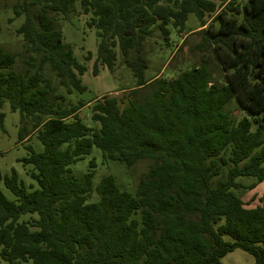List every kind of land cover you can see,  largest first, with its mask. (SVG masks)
<instances>
[{"label":"trees","instance_id":"16d2710c","mask_svg":"<svg viewBox=\"0 0 264 264\" xmlns=\"http://www.w3.org/2000/svg\"><path fill=\"white\" fill-rule=\"evenodd\" d=\"M0 3L24 40L20 52L0 44V110L20 112L44 147L21 160L32 190L0 175L12 195L0 187V264H219L236 249L264 264V194L247 208L236 193L264 182V0H81L93 73L120 57L135 78L120 99L88 101L87 68L64 42L76 0ZM191 14L199 26L185 32ZM196 30L199 62L146 77L148 44L161 54L173 31ZM95 147L105 162H148L134 192L113 175L95 184V158L74 175Z\"/></svg>","mask_w":264,"mask_h":264},{"label":"rangeland","instance_id":"374dc122","mask_svg":"<svg viewBox=\"0 0 264 264\" xmlns=\"http://www.w3.org/2000/svg\"><path fill=\"white\" fill-rule=\"evenodd\" d=\"M80 3L81 0H76L77 11L71 20L64 23L63 26L64 42L74 48L76 57L87 68L86 73L81 79L83 84L88 86L89 89L78 97L84 101L102 96L120 99L123 93L118 91V89L133 86L135 78L131 71L124 66L120 57L115 63L113 71H110L106 66H99L98 73L96 75L93 73L94 63L97 58L98 40L96 31L87 25L90 16L83 14ZM9 9L6 10L4 5L0 3V44L11 52H20L24 45V40L17 34V29L22 24L23 18H17L14 22L9 23L8 20L13 16ZM198 26L199 22L197 18L191 14L186 23L185 32L193 31ZM171 39L175 41V47L173 49L167 48L161 54L158 53L156 45H151V43L147 45V50H149L147 58L150 62V68L146 71L147 78L159 73H161L160 75H169L172 69L177 72L179 65L187 68L200 61L201 54L195 49L196 44L200 43L202 39L198 30L187 36L183 33L181 38L173 31ZM182 48L183 52L181 51ZM89 53L91 54V59L86 60L85 57H88ZM172 56L173 59L170 60ZM169 63L170 67L167 66ZM163 64H166V66L164 67ZM235 108V103H232L229 107L230 110H234ZM88 111L89 109L85 108L83 114H88ZM0 112L5 115L3 126H0V175L4 177L5 175H10L15 170L19 180L23 181L29 190H32L30 186L35 184V182L28 174L31 167L25 166L21 160L30 153L28 150L29 146L35 152H42L44 147L36 134L31 133V123L23 122L20 112L12 111L8 102L3 104ZM234 113L238 115L239 111L237 110ZM21 131L24 136L26 135L24 141L20 139ZM93 158L96 159L98 164L94 177L95 184H98L104 176L113 175L121 189L134 192L140 180L147 173V161L139 162L135 166L127 168L117 162H105L102 152L95 147L90 155L72 166V171L77 178H82L89 171V162ZM240 179H242L243 183L250 184L252 182L250 180L253 178L243 177ZM0 187L8 198L12 197L3 183L0 184ZM236 193L244 201L247 208H254L260 204L259 199L264 194V182L252 190L244 193L236 191ZM254 262L255 260L252 255L241 249H236L227 254L219 264H254Z\"/></svg>","mask_w":264,"mask_h":264}]
</instances>
